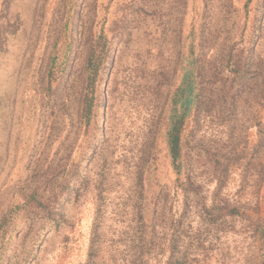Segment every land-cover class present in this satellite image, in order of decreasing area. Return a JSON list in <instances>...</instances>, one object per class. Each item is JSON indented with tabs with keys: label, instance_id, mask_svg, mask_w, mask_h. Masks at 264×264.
I'll return each mask as SVG.
<instances>
[{
	"label": "rangeland",
	"instance_id": "rangeland-1",
	"mask_svg": "<svg viewBox=\"0 0 264 264\" xmlns=\"http://www.w3.org/2000/svg\"><path fill=\"white\" fill-rule=\"evenodd\" d=\"M259 1L251 0L247 12L245 0H232L228 11L224 0L209 1L207 22L218 33L210 38L214 45L208 54L221 48L227 32L234 55L242 51L246 55L254 44L256 56L264 60V9L261 29L252 41ZM171 2L153 0L145 12L131 7L127 31L119 28L118 20L123 7L131 5L129 0L79 2L76 31L82 29V38H75L67 74L52 82L51 91L58 94L53 114L42 119L41 108L48 98L42 84L61 28L64 0H0V216L5 213L11 221L3 236V264H83L95 226L101 229L104 259L111 246L120 244V237L125 239L137 194L152 195L156 182L171 189L175 176L160 135L165 126L163 111L179 82L178 56L182 46L186 51L189 44L187 33L194 22L197 26L202 21L200 7L193 10L191 2L183 16L176 9L167 15ZM155 8H160V14L151 15ZM176 18H181V24ZM92 21L91 37L105 35L109 62L96 85L93 119L84 128L77 117L88 52L84 31ZM229 70L225 69L224 77H232ZM220 117L221 113L207 114L192 134L188 143L196 149L191 150L192 173L203 204L237 209L243 217H227L223 226H214L208 234L199 207L192 208L184 222L191 233L199 231L202 240L211 243L207 264H260L256 228L264 225V144L252 148L258 135L255 127L247 130L243 101L236 110V129ZM214 141H218L214 149L219 161L227 162L221 156L230 158L226 174L206 162L203 146ZM77 170L79 174L73 176ZM65 180L68 189L62 194L59 184ZM32 194L49 202L57 197L51 207L63 214L62 219L56 222L52 218L57 215L48 217L27 206L24 196ZM182 198L178 193L168 203L175 217L181 213ZM154 261L151 256L150 264ZM163 261L165 257L160 264Z\"/></svg>",
	"mask_w": 264,
	"mask_h": 264
},
{
	"label": "trees",
	"instance_id": "trees-1",
	"mask_svg": "<svg viewBox=\"0 0 264 264\" xmlns=\"http://www.w3.org/2000/svg\"><path fill=\"white\" fill-rule=\"evenodd\" d=\"M81 1L84 0H64L61 28L52 45L45 81L42 84L48 96L41 108V112L43 111L41 114V116L43 115L42 119L44 115L51 116L53 114L54 103L58 94L51 91L52 82L63 79L62 77L67 74V68L70 66V58L76 43L75 38L79 40L82 36L83 31L81 28L76 31L77 17L80 18L79 2ZM129 1L131 5L123 7L124 13L118 20L119 28L124 31H127L131 26L128 20V16L131 15L129 11L132 9L131 7H135L139 12H145L151 8L153 0ZM196 1L172 0L171 4L167 6L166 11L168 12H165L169 15L176 9L183 16L186 13L188 3L191 2L192 9L197 10L200 7L202 14V21L197 22V26L194 22L187 33L185 43L189 44L186 46V51L182 46L183 52L178 56L180 65L179 82L169 94L163 111V114L166 115L165 126H163L164 130L160 135L165 144L171 172L175 176L171 189L161 187L156 182V188L152 195L149 196L142 191L137 194L131 206L129 215L131 220L127 224L128 231L124 232L125 239L123 240L120 237L118 239L120 244L111 246L107 252L108 255H105L104 259L102 258L103 243L100 239L102 236L101 229L98 226L93 227L87 249V258L83 264H108V262L109 264H121L118 262L119 259L123 260L125 264H150L151 256L156 259L154 261L156 264H160L164 257L165 261L162 264H207L211 260V243L206 244L205 238L202 240L201 236L203 234L201 232L191 233L190 225L186 226L184 222L192 208L197 210V207H199L198 215L203 222L207 223V229L209 228L208 231L206 229L207 234L212 231L210 229L214 226L215 228L223 226L227 217H243V214L237 209L225 210L202 203L198 196L200 189L195 184L192 173L194 156L191 150L196 151V149L194 150V148L188 146V143L192 139V134H195V131L198 130L201 120L207 114L219 116L221 113L218 120L221 119V122L228 124L230 128L236 129L234 118L239 103L243 101L247 104V122L249 123L247 130L250 127H255L258 135L257 144L252 148L262 147L264 144V116L262 112L264 110V60L256 56L258 52L254 44H251L248 48L246 55L243 54V51L234 55V48L229 46L230 39L227 32L223 38V43L219 44L221 48L213 50V55L208 54L209 49L214 45L213 40L210 38L218 31L217 29L213 31L214 26H210L207 22L209 20L208 3L210 0H199L200 4H197ZM224 2L228 11L232 6V0H224ZM250 3L251 0H245L243 4L245 12H247ZM263 9L264 2L260 0L255 8L256 18L255 24H253L254 39L252 41L257 38L261 29L260 21ZM159 11L160 8H155L151 15H158L160 14ZM176 20L181 24V18H176ZM92 24L93 21L90 28L85 26L86 32L84 31V33H87L84 40L88 52L84 62V81L77 117L79 126L84 128L88 127L93 119L97 99L96 85L105 64L109 62V49H107L105 35L100 32V35L92 38L90 30ZM224 28L225 25L222 24L220 29ZM75 34L76 36H74ZM226 68H230L228 74L232 77L223 76ZM156 126L161 127L162 125L157 123ZM215 143L218 145V141H214L203 146L206 162L213 170L219 169L222 174H226L229 169L228 161L230 158L221 156L227 161L221 163L218 159L219 153L214 149ZM247 149L250 150L249 147ZM234 155L237 157V154ZM250 161L251 157L247 160V165ZM46 173H49V171L47 170ZM78 174L77 170L73 176ZM52 184H54V181H52ZM137 186L142 187V184L138 183ZM59 188L63 194L68 189L67 180L61 182ZM20 191L22 193V190ZM178 193H181L183 203L180 215L175 217L172 214V203L170 205L168 203L172 202ZM33 195L24 196L27 206L44 211L43 213L48 217L57 215V218H52L56 222L62 219L63 214L58 213L51 207V204L59 201L57 197L49 202V199L33 198ZM99 199H102V197L100 196ZM12 210L14 209L12 208ZM9 224H11V221L8 220L7 215L5 213L1 214L0 264L4 262L3 236ZM256 231L262 252L260 264H264V225L257 226ZM102 232L104 233L103 230ZM117 254L120 256L118 260L114 256Z\"/></svg>",
	"mask_w": 264,
	"mask_h": 264
}]
</instances>
